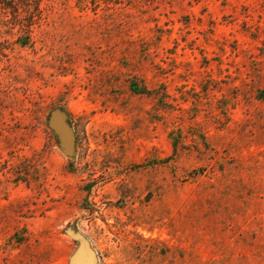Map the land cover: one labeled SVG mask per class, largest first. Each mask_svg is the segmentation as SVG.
Here are the masks:
<instances>
[{"label":"rangeland","instance_id":"374dc122","mask_svg":"<svg viewBox=\"0 0 264 264\" xmlns=\"http://www.w3.org/2000/svg\"><path fill=\"white\" fill-rule=\"evenodd\" d=\"M37 1L0 7V264H264V0Z\"/></svg>","mask_w":264,"mask_h":264},{"label":"trees","instance_id":"16d2710c","mask_svg":"<svg viewBox=\"0 0 264 264\" xmlns=\"http://www.w3.org/2000/svg\"><path fill=\"white\" fill-rule=\"evenodd\" d=\"M30 3H40L37 0H0V7L6 10V12L10 11L14 16H22L25 14V16L29 15L30 17H34V13H31V5ZM36 11L38 13L41 11L40 6H36ZM38 15L37 13L35 16ZM25 32V30H22ZM146 90V89H143ZM146 92V91H141Z\"/></svg>","mask_w":264,"mask_h":264},{"label":"water","instance_id":"95a60500","mask_svg":"<svg viewBox=\"0 0 264 264\" xmlns=\"http://www.w3.org/2000/svg\"><path fill=\"white\" fill-rule=\"evenodd\" d=\"M54 123H55L54 124L55 128L60 129L63 132L67 131L66 129L67 127L61 119L58 118ZM73 264H90V263H89V260H85V261L77 260Z\"/></svg>","mask_w":264,"mask_h":264}]
</instances>
